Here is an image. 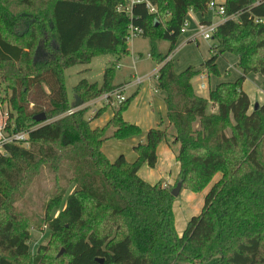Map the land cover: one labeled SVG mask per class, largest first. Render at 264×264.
Returning a JSON list of instances; mask_svg holds the SVG:
<instances>
[{
    "label": "trees",
    "instance_id": "1",
    "mask_svg": "<svg viewBox=\"0 0 264 264\" xmlns=\"http://www.w3.org/2000/svg\"><path fill=\"white\" fill-rule=\"evenodd\" d=\"M123 1L0 0V89L3 83L11 89L9 124L30 130L28 146L11 144L0 156V264H264V103L252 109L243 89L250 73L264 79V0H225L231 17L213 35L212 56L181 73L167 58L189 13H209L212 0H151L156 13L139 3L132 18L117 10ZM131 23L143 28V36L170 41L157 76L169 125L150 128L132 162L124 154L111 160L103 145L142 134L123 114L138 91L103 126L92 122L106 107L92 117L88 107L62 115L119 85L115 65L107 66L101 84L82 79L74 86L73 105L64 71L98 55H129ZM226 52L236 55L241 76L201 96L193 80L203 71L217 74ZM210 105L217 110L209 111ZM41 113L44 122L35 119ZM168 136L171 146L178 145L180 171L175 184L164 187L139 170L145 163L155 167L157 148ZM45 165L53 195L36 222L17 203ZM218 173L201 213L180 235L173 187L181 182L201 192ZM42 225L51 232L50 244L32 253L31 230ZM57 246L60 253L51 252Z\"/></svg>",
    "mask_w": 264,
    "mask_h": 264
},
{
    "label": "rangeland",
    "instance_id": "2",
    "mask_svg": "<svg viewBox=\"0 0 264 264\" xmlns=\"http://www.w3.org/2000/svg\"><path fill=\"white\" fill-rule=\"evenodd\" d=\"M204 18H207V20L213 19L216 22L220 20V17L216 14H213V12H209L205 15ZM201 19H203V17L201 14L198 13L192 12L190 15L187 16L188 25L185 26L186 31L181 33L177 40L175 48L170 53L172 54L171 60H173L175 71L177 73L183 72L189 66H193L195 68L201 67L202 63L206 59L211 57L213 54L210 48L214 44H216V41L214 39L205 40L201 37H198V39H193V37L196 36L198 33L199 23ZM128 46L130 49L129 55L121 58L120 60H116L115 56L113 55L103 54L95 56L92 61L88 64H76L65 69L64 75L66 89L71 104L74 105L78 103V98L74 92V86L79 81H81L82 79H87L89 82H97L101 84L103 82L106 67L112 64L115 65V73L113 79L114 84H122L124 82L133 81L136 76L146 77L153 73H157L158 68L161 65L162 57L169 52L170 41L167 39L151 38L140 35L133 39H129ZM214 49L216 50V48ZM236 62L237 57L233 53L226 52L225 54L219 56L217 60L219 72L217 74H211L210 76L208 75V81L210 80V85L207 89L199 88V84L201 82V78L199 77L200 74L196 76L193 80L194 89L196 90V92L201 96L208 97L210 89L214 88L219 82L235 81L242 74L240 68L236 66ZM263 81V76L260 73H250L247 75L246 78V87L259 89L263 86ZM157 83V77L152 76L149 80H146L143 84H141L139 86L137 96L132 100L129 107L124 111V116L127 117L129 113L130 116L135 117L136 115L139 116L140 112H143V115L145 116L147 111L150 110L151 113L153 112L160 118L159 113L157 114L152 110V108H157V104L160 101H165V93L164 91L159 90L157 88ZM136 90L137 87H130L127 91V95H132L133 92ZM36 92H32V97H38V94ZM10 94L11 89L9 88V86L3 83L0 89V112H2L3 114L8 113L9 116L11 106H9L8 98ZM150 97H152V99H150ZM97 105H102V103L98 102ZM212 107L213 106L210 105L209 111L217 110L216 108L213 109ZM88 108V117H92V107ZM114 108L110 107L106 109L105 112H103L99 117L93 120L92 124L96 125L99 120L112 114ZM167 139H170V137L168 136ZM108 140L110 141H105L106 144L104 143L105 146L103 145V150L110 158V154L113 153L112 149L115 150V148L110 146L112 144H115L117 140L112 138ZM110 159L114 160L113 158ZM217 175L215 176L211 184L206 189H204L206 190V194L212 188L214 182L218 180L221 176L220 173H218ZM53 185V175L50 172L48 166L45 165L42 169L41 174L29 187L25 199L17 203V206L24 212L30 214L36 222H39L42 216H44L46 203L53 195ZM71 189L72 187L70 186L67 195L69 194ZM183 201V195L179 194L177 197H175L174 208L177 216H179V224H181V217L186 216V211L184 210L185 207L182 208ZM188 201L191 204V201L187 200V202ZM64 203L65 202H63V205ZM201 211L202 209L199 211L198 214H200ZM58 212V209H54L52 213L58 214ZM191 212L192 211H188L189 220L196 214ZM50 236L51 232L45 225H42L39 228H33L31 230L30 239L31 252L36 253L40 245L48 246L50 244ZM60 248L61 246H57V248L53 249V251L51 252L60 253ZM200 264H214V261H208Z\"/></svg>",
    "mask_w": 264,
    "mask_h": 264
},
{
    "label": "crops",
    "instance_id": "3",
    "mask_svg": "<svg viewBox=\"0 0 264 264\" xmlns=\"http://www.w3.org/2000/svg\"><path fill=\"white\" fill-rule=\"evenodd\" d=\"M210 12H212V11H210ZM191 13L192 12H190L189 15ZM213 14H215V13L213 12ZM205 15H202L203 19H201L200 22H202V21H215L213 19L207 20V18H204ZM189 41H192V40H189ZM161 66H162V63L160 65V67ZM160 67L158 68V70L160 69ZM193 84H194V82H193ZM136 87H137L136 91H139V86H135V88ZM262 87L259 89L250 88V87L247 88L246 87V80L243 83V89L248 93V95L251 99L252 108L254 107L255 103H259V104L264 103V90ZM136 91H134V92H136ZM150 99H152V97H150ZM108 108H110V107H108ZM112 108H114V107H112ZM152 110L154 112H156L157 114L159 113L160 118L158 117V115H155L153 112L151 113L150 110L147 111L145 116L143 115V112H140V115L139 116L136 115L135 117L130 116L129 113H128L127 117L124 116L128 121H131L133 123L140 125L143 132L138 137H130V138H127L124 140H117L115 144H112L110 146V147L115 148V150L112 149L113 153L110 154V158H113L115 160L121 154H124L130 162L134 161L137 157L135 150H134V147L139 142H144L146 140L148 130L152 127L159 126L161 123H163L164 126L169 125V121L167 119V109H166L165 101H160L157 104V108H152ZM112 115H113V113L108 115L107 117L99 120L96 123V125H94V124L93 125L94 126H103L111 118ZM168 131H169V134L171 135V138H172L174 135L173 127L170 126ZM107 141H110V140H107ZM169 141H170V139H169ZM169 141L164 140L159 144V146L157 148L158 159H157V163H156L155 167H150L147 163H145L139 170V175L143 179H145L146 181H148L152 184L162 182L164 185L172 186L175 184V182L177 180V177H178V174L180 171V163L177 161V158H176L178 145H172L171 146ZM106 142H105V144H106ZM217 177H218V175H217ZM180 195H183L185 202L183 201L182 208L185 207L184 210L186 211V216L181 217V224H179V222H178L179 216H177L175 208H174V212H175L176 228H177L178 233L181 235L187 226L186 223H188V221H189L188 211H192L191 213L198 214L199 211L202 209L203 203H204L203 201H204L205 195H206V190H203L201 192H192L190 190L188 191V189L182 188ZM187 200H190L191 204L189 203V201L187 202ZM214 264H215V262H214Z\"/></svg>",
    "mask_w": 264,
    "mask_h": 264
},
{
    "label": "built area",
    "instance_id": "4",
    "mask_svg": "<svg viewBox=\"0 0 264 264\" xmlns=\"http://www.w3.org/2000/svg\"><path fill=\"white\" fill-rule=\"evenodd\" d=\"M225 0H212L209 4V8L212 12L220 17L219 21H202L199 23V30L196 36L193 39H198L201 37L205 40L213 38L214 33L217 31L218 26L229 19L231 16H227L226 7L224 4ZM145 3L149 8L150 13H156L157 8L151 2V0H124L117 8L119 12H124L133 17V7L136 4ZM188 25L187 19L183 23L182 32H185V26ZM144 32L143 28L134 25L133 23L129 26L128 40L133 39L137 36L142 35ZM172 59V54H170L167 60ZM152 76H158L157 73H153L146 77L136 76L133 81H128L122 84H119L117 87L111 91L105 92L100 96L92 99L91 101L82 104L78 107H74L66 111L63 115H70L74 112L86 108L92 107L91 116H94L96 112L101 108L116 107L122 102L126 101L128 98L127 91L130 87L140 86L146 80H149ZM201 82L199 84L200 89H207L209 87V76L208 73L202 72L200 74ZM98 102H101L102 105H97ZM10 116L8 113L3 114L0 112V156H5L9 153L8 146L11 144L16 145H28L29 144V135L30 130L25 129H15V124H9ZM168 185H164L167 187Z\"/></svg>",
    "mask_w": 264,
    "mask_h": 264
},
{
    "label": "water",
    "instance_id": "5",
    "mask_svg": "<svg viewBox=\"0 0 264 264\" xmlns=\"http://www.w3.org/2000/svg\"><path fill=\"white\" fill-rule=\"evenodd\" d=\"M259 107V103H255L254 105V108L257 109ZM35 119L38 121V122H44L46 121L47 119V115L45 113H41L39 115H36L35 116ZM181 190H182V183L181 182H178L175 187H173L172 189V194L177 197L180 193H181Z\"/></svg>",
    "mask_w": 264,
    "mask_h": 264
}]
</instances>
